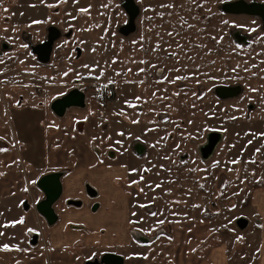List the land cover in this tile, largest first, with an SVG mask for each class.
I'll return each instance as SVG.
<instances>
[{"label": "rangeland", "instance_id": "374dc122", "mask_svg": "<svg viewBox=\"0 0 264 264\" xmlns=\"http://www.w3.org/2000/svg\"><path fill=\"white\" fill-rule=\"evenodd\" d=\"M124 1L0 0V264H260L264 20L226 6L264 0H133L130 27ZM74 89L85 108L58 117Z\"/></svg>", "mask_w": 264, "mask_h": 264}, {"label": "water", "instance_id": "95a60500", "mask_svg": "<svg viewBox=\"0 0 264 264\" xmlns=\"http://www.w3.org/2000/svg\"><path fill=\"white\" fill-rule=\"evenodd\" d=\"M132 3V6H129ZM124 7L129 15L130 26L133 25L135 18L139 14V9L132 2V0H127L124 3ZM132 7V8H131ZM226 11L235 14H246V15H257L259 14L261 18L264 19V5H248L243 2L234 3L226 6ZM52 44L48 43L43 47V50L39 52L40 60L47 61L51 53ZM218 94L221 97H234L236 95L235 90L233 89H219ZM73 107L85 108V95L80 91H74L69 93L65 97L56 100L52 104V110L58 117H64L67 113V110ZM39 188L45 194V200L37 206V211L47 220L50 225H53L57 222L58 217L55 213L53 206L61 198L63 193V184L61 180V175L58 173H53L44 176L40 179L38 183ZM86 193L87 195L95 199L98 197V192L90 184H86ZM69 205L81 206L80 203L69 201ZM27 208V207H26ZM99 208V205H95L93 212H96ZM36 237L32 241V245H36ZM105 264H124L122 257L117 255L109 254L103 259Z\"/></svg>", "mask_w": 264, "mask_h": 264}, {"label": "flooded vegetation", "instance_id": "af4514ba", "mask_svg": "<svg viewBox=\"0 0 264 264\" xmlns=\"http://www.w3.org/2000/svg\"><path fill=\"white\" fill-rule=\"evenodd\" d=\"M125 2H127V0L126 1H124V3ZM132 2H133V0H132ZM124 3H123V9L125 10V12L127 13V11H126V9H125V7H124ZM134 3V2H133ZM256 4H259V5H264V3H253L252 5H256ZM136 5V4H135ZM251 5V4H250ZM129 6H132V3L129 5ZM132 8V7H131ZM139 9V8H138ZM127 15H128V13H127ZM251 16H255V17H258V18H260V19H263V18H261V16L259 15V14H255V15H251ZM128 17H129V15H128ZM130 20V19H129ZM264 20V19H263ZM59 36V32H57V30L55 29V28H52L51 30H50V32H49V39H46V41H44L42 44H39V45H37L36 47H34V49H33V51H34V53L38 56V59H40V56H39V52H41L42 50H43V47L46 45V44H48V43H51L52 44V42H53V40L54 39H56L57 37ZM49 60V59H48ZM47 60V61H48ZM74 91H78V90H76V89H74V90H72V91H70L69 93H72V92H74ZM85 91V90H84ZM68 93V94H69ZM67 94V95H68ZM84 94V93H83ZM85 98H86V92H85ZM211 146H213L212 144H211ZM209 149H210V146H209ZM45 200V199H44ZM43 200V201H44ZM42 201V202H43ZM69 202V201H68ZM41 203V202H40ZM39 203V204H40ZM38 204V205H39ZM37 205V206H38ZM95 205H99L98 203H95L93 206H92V211H93V208L95 207ZM24 206H25V209L26 210H28L29 209V205H28V203L26 202V203H24ZM27 207V208H26ZM99 209V208H98ZM46 220V219H45ZM46 222H47V220H46ZM48 223V222H47ZM36 237V239H37V243H36V245H32V241L34 240V238ZM38 243H39V237H38V235H33L32 237H31V239H30V244L32 245V246H37L38 245ZM112 255H114V254H112ZM105 256H107V255H105ZM105 256H103L102 257V260H101V262H102V264H105L104 263V261H103V259L105 258ZM121 257V256H120Z\"/></svg>", "mask_w": 264, "mask_h": 264}, {"label": "built area", "instance_id": "2783aa9c", "mask_svg": "<svg viewBox=\"0 0 264 264\" xmlns=\"http://www.w3.org/2000/svg\"><path fill=\"white\" fill-rule=\"evenodd\" d=\"M92 96L96 100H106L111 97V92L104 84H96L92 90Z\"/></svg>", "mask_w": 264, "mask_h": 264}, {"label": "snow or ice", "instance_id": "6c2138e0", "mask_svg": "<svg viewBox=\"0 0 264 264\" xmlns=\"http://www.w3.org/2000/svg\"><path fill=\"white\" fill-rule=\"evenodd\" d=\"M172 5H169V7H171ZM80 11H82V12H86V11H88V9H81ZM34 23H39V21H34ZM23 47H27V45H22ZM178 79H179V77H177ZM153 215H155L154 213H153ZM13 223H16V222H13ZM19 223H23V221L21 220V221H19ZM7 226V225H6ZM5 247V249H7L8 248V246L7 245H5L4 246Z\"/></svg>", "mask_w": 264, "mask_h": 264}, {"label": "crops", "instance_id": "0c3cea01", "mask_svg": "<svg viewBox=\"0 0 264 264\" xmlns=\"http://www.w3.org/2000/svg\"><path fill=\"white\" fill-rule=\"evenodd\" d=\"M85 93V92H84ZM255 204H256V201H255ZM254 204V205H255ZM257 205H258V203H257ZM263 224H264V222H263ZM264 227V226H263ZM263 246H264V244H263ZM261 260H260V264H264V247H263V249H262V251H261Z\"/></svg>", "mask_w": 264, "mask_h": 264}]
</instances>
